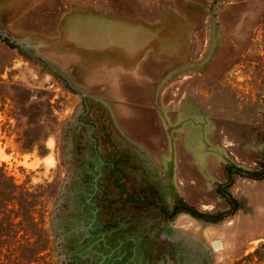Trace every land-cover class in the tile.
<instances>
[{"label":"rangeland","instance_id":"rangeland-1","mask_svg":"<svg viewBox=\"0 0 264 264\" xmlns=\"http://www.w3.org/2000/svg\"><path fill=\"white\" fill-rule=\"evenodd\" d=\"M210 1L153 101L163 149L0 38V167L23 193L0 264H264V0Z\"/></svg>","mask_w":264,"mask_h":264},{"label":"crops","instance_id":"crops-1","mask_svg":"<svg viewBox=\"0 0 264 264\" xmlns=\"http://www.w3.org/2000/svg\"><path fill=\"white\" fill-rule=\"evenodd\" d=\"M196 5L201 0H0V30L102 99L139 145L163 149L153 101L187 52L199 54L186 25L200 19Z\"/></svg>","mask_w":264,"mask_h":264},{"label":"trees","instance_id":"trees-1","mask_svg":"<svg viewBox=\"0 0 264 264\" xmlns=\"http://www.w3.org/2000/svg\"><path fill=\"white\" fill-rule=\"evenodd\" d=\"M9 45L13 46L12 42H9L5 36H2ZM264 166V164H263ZM229 170L237 171L238 168L234 165H229ZM245 172V170H239ZM264 172L255 173L256 177H259ZM21 186L15 183L11 176L7 175L2 167H0V227L4 226L3 223L6 220V216L9 215L10 212L14 214V208L9 207L10 203H19L18 196L22 193ZM16 211V210H15ZM11 223V222H10Z\"/></svg>","mask_w":264,"mask_h":264},{"label":"water","instance_id":"water-1","mask_svg":"<svg viewBox=\"0 0 264 264\" xmlns=\"http://www.w3.org/2000/svg\"><path fill=\"white\" fill-rule=\"evenodd\" d=\"M0 35L5 36L9 42H12V43H14V44H19L16 40L9 38L8 35H7V33L4 32V31H2V30H0ZM19 45H20V44H19ZM218 245H219L218 241H215V242L213 243V246H214V247H217Z\"/></svg>","mask_w":264,"mask_h":264},{"label":"flooded vegetation","instance_id":"flooded-vegetation-1","mask_svg":"<svg viewBox=\"0 0 264 264\" xmlns=\"http://www.w3.org/2000/svg\"><path fill=\"white\" fill-rule=\"evenodd\" d=\"M211 5H212V0L210 1V4L208 5V7L211 8V7H212ZM91 125H92V124H91ZM218 243H219V245H218L217 247L220 248L221 244H220V242H218Z\"/></svg>","mask_w":264,"mask_h":264}]
</instances>
